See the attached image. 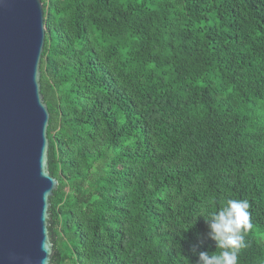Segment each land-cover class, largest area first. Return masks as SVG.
Segmentation results:
<instances>
[{"label":"trees","instance_id":"trees-1","mask_svg":"<svg viewBox=\"0 0 264 264\" xmlns=\"http://www.w3.org/2000/svg\"><path fill=\"white\" fill-rule=\"evenodd\" d=\"M41 1L50 264H197L228 198L264 264V0Z\"/></svg>","mask_w":264,"mask_h":264},{"label":"water","instance_id":"water-1","mask_svg":"<svg viewBox=\"0 0 264 264\" xmlns=\"http://www.w3.org/2000/svg\"><path fill=\"white\" fill-rule=\"evenodd\" d=\"M41 0H0V264H50L49 111Z\"/></svg>","mask_w":264,"mask_h":264},{"label":"clouds","instance_id":"clouds-1","mask_svg":"<svg viewBox=\"0 0 264 264\" xmlns=\"http://www.w3.org/2000/svg\"><path fill=\"white\" fill-rule=\"evenodd\" d=\"M199 217L204 218L209 229L207 236L215 241L218 251L196 252L197 264H238V254L246 247L245 236L253 227L249 202L228 198L220 201L206 217Z\"/></svg>","mask_w":264,"mask_h":264}]
</instances>
